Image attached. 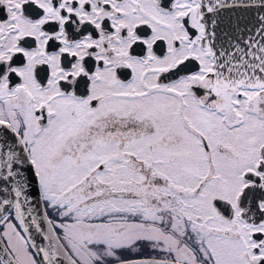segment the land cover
<instances>
[{"label":"snow or ice","instance_id":"6c2138e0","mask_svg":"<svg viewBox=\"0 0 264 264\" xmlns=\"http://www.w3.org/2000/svg\"><path fill=\"white\" fill-rule=\"evenodd\" d=\"M0 264H264V0H0Z\"/></svg>","mask_w":264,"mask_h":264}]
</instances>
